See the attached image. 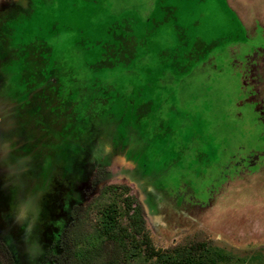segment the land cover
I'll return each mask as SVG.
<instances>
[{
  "label": "rangeland",
  "instance_id": "1",
  "mask_svg": "<svg viewBox=\"0 0 264 264\" xmlns=\"http://www.w3.org/2000/svg\"><path fill=\"white\" fill-rule=\"evenodd\" d=\"M142 5L0 0V238L16 264H55L75 206L93 237L109 211L126 225L120 186L157 249L210 240L211 264H264V81L242 82L237 19L223 0Z\"/></svg>",
  "mask_w": 264,
  "mask_h": 264
},
{
  "label": "trees",
  "instance_id": "2",
  "mask_svg": "<svg viewBox=\"0 0 264 264\" xmlns=\"http://www.w3.org/2000/svg\"><path fill=\"white\" fill-rule=\"evenodd\" d=\"M95 180H93V184ZM123 190V204L128 223L121 224L119 216L109 211L108 220L97 237L91 236V219L87 206H75L71 210V223L63 232L59 247L61 253L55 256V264H211L206 255L211 251L212 241L199 240L185 246H175L166 250L157 249L141 206ZM218 260L222 255L219 253ZM0 264H15L13 256L0 239Z\"/></svg>",
  "mask_w": 264,
  "mask_h": 264
},
{
  "label": "crops",
  "instance_id": "3",
  "mask_svg": "<svg viewBox=\"0 0 264 264\" xmlns=\"http://www.w3.org/2000/svg\"><path fill=\"white\" fill-rule=\"evenodd\" d=\"M142 12L146 18L152 17L160 7L159 0H142ZM225 8L232 12L240 26L241 34L229 47L234 49V61L239 66L242 82L252 85L264 81V0H223ZM171 7H165L170 9ZM248 52L243 53L247 48ZM220 52H210L203 65L211 63ZM246 79V80H245Z\"/></svg>",
  "mask_w": 264,
  "mask_h": 264
},
{
  "label": "flooded vegetation",
  "instance_id": "4",
  "mask_svg": "<svg viewBox=\"0 0 264 264\" xmlns=\"http://www.w3.org/2000/svg\"><path fill=\"white\" fill-rule=\"evenodd\" d=\"M72 210V209H71ZM70 215H71V211H70ZM61 238V237H60ZM1 239V238H0ZM59 243H60V240H59ZM12 254V253H11ZM13 256V255H12ZM55 258V257H54ZM54 262H55V259H54Z\"/></svg>",
  "mask_w": 264,
  "mask_h": 264
},
{
  "label": "water",
  "instance_id": "5",
  "mask_svg": "<svg viewBox=\"0 0 264 264\" xmlns=\"http://www.w3.org/2000/svg\"><path fill=\"white\" fill-rule=\"evenodd\" d=\"M7 245V244H6ZM8 246V245H7ZM9 248V247H8ZM9 250H10V248H9ZM10 252H11V250H10ZM12 253V252H11ZM13 259H14V257H13ZM14 262H15V259H14ZM15 264H16V262H15Z\"/></svg>",
  "mask_w": 264,
  "mask_h": 264
},
{
  "label": "bare ground",
  "instance_id": "6",
  "mask_svg": "<svg viewBox=\"0 0 264 264\" xmlns=\"http://www.w3.org/2000/svg\"><path fill=\"white\" fill-rule=\"evenodd\" d=\"M13 250V249H12Z\"/></svg>",
  "mask_w": 264,
  "mask_h": 264
}]
</instances>
